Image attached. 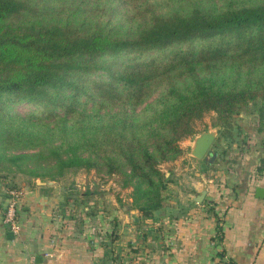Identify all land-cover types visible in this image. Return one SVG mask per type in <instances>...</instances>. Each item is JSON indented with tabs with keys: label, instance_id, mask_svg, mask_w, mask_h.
Masks as SVG:
<instances>
[{
	"label": "trees",
	"instance_id": "trees-1",
	"mask_svg": "<svg viewBox=\"0 0 264 264\" xmlns=\"http://www.w3.org/2000/svg\"><path fill=\"white\" fill-rule=\"evenodd\" d=\"M83 98L119 110L86 112ZM21 103L48 121L31 125ZM251 106L263 127L264 0H0L8 189L95 170L132 188L150 219L172 179L162 165L183 154L197 122L215 112L213 126L233 131Z\"/></svg>",
	"mask_w": 264,
	"mask_h": 264
},
{
	"label": "crops",
	"instance_id": "crops-1",
	"mask_svg": "<svg viewBox=\"0 0 264 264\" xmlns=\"http://www.w3.org/2000/svg\"><path fill=\"white\" fill-rule=\"evenodd\" d=\"M250 129L211 173L193 155L195 143L188 153L182 143L164 205L150 219L131 196L108 202L94 188L37 180L22 187L15 232L4 222L8 187L0 181V264H264V126Z\"/></svg>",
	"mask_w": 264,
	"mask_h": 264
},
{
	"label": "rangeland",
	"instance_id": "rangeland-1",
	"mask_svg": "<svg viewBox=\"0 0 264 264\" xmlns=\"http://www.w3.org/2000/svg\"><path fill=\"white\" fill-rule=\"evenodd\" d=\"M152 53H155V52H152ZM158 95H159V92H156L152 96L150 101H153ZM145 105L146 104H143L137 110L138 111L143 110ZM99 107L100 106L95 105L93 102H86L85 98H83L80 103V108L82 110H85L86 112H96L97 110H99V112L101 113H107V112H116L119 110L118 108L111 107V106H107L105 108H99ZM255 108L256 107L251 106L248 109L244 110L241 114L236 115L235 116V128L232 129L233 131H229V132H227L228 130H223L220 127L213 126L212 122L216 116L215 112H211L207 114L203 120L198 121L196 124V127L200 132L195 134L192 137L186 138L187 140L184 139V141L181 142V144L182 143L184 144L185 141H188L186 145L187 147L186 153L190 151L192 144L195 143L196 137H198L201 133L207 132V131L213 132L216 135V139L213 145L211 146L210 150L212 152L216 151L219 153L218 160H215L211 164L206 163V160L208 158V154H207L203 158V160L200 162L201 164H203L202 166L203 171H205V173H211V171L214 168L216 167L218 168L219 166H221L220 158L222 159L225 156L224 149L229 148L230 144L234 142H236L238 147H240L242 142H244L246 138L250 136L251 132L249 131V129L251 128L250 130L254 132V126H256V128L259 127L260 122H259V125H257L258 124L257 121L260 119L259 117L254 115V112H253L254 110H256ZM15 111L19 113L21 116H23L28 121V123H30L31 125L38 126V125H42L43 122L48 121V120H41L40 118L41 116H38L35 113L36 111L35 107L28 103H21V104L16 105ZM53 125L54 124L52 123V126ZM230 132H232V135H229ZM7 152L12 153L14 151L8 150ZM185 155H188V154H185ZM174 161L166 162V163H163L162 165V168L165 172L172 171V169L174 170L173 175H172L173 177L175 176V173H176L175 168L177 167L174 165L175 164ZM71 172L73 171L69 170L68 173L64 177L59 178L57 181L61 182V184L63 185L65 184V187H70L71 189H74V185L76 184L79 185L78 188L97 189L98 191H101V193H103L102 197L108 202H112L110 200H114V199L117 200V195L120 194V197L122 198V201L120 202V204H123V203L127 204V202H123L124 197L125 196L132 197V188L122 189L119 182L114 177L111 178L107 175L98 173L95 170L86 172L84 169H77L76 174L79 173L83 176L82 179H77L75 176L73 177ZM22 177L23 178L21 182H18L19 186L27 182L26 181L27 177L25 175H23ZM39 180L48 181L50 179L49 177H45L44 179L40 178ZM9 181L10 180H6L7 187L8 185L10 186L11 184V181L10 182ZM123 194H125L124 197H123Z\"/></svg>",
	"mask_w": 264,
	"mask_h": 264
},
{
	"label": "built area",
	"instance_id": "built-area-1",
	"mask_svg": "<svg viewBox=\"0 0 264 264\" xmlns=\"http://www.w3.org/2000/svg\"><path fill=\"white\" fill-rule=\"evenodd\" d=\"M22 197L21 190L8 189L7 201L4 209V222L8 224L15 232L20 231L21 226L18 221V210ZM50 253H46V256H50Z\"/></svg>",
	"mask_w": 264,
	"mask_h": 264
},
{
	"label": "water",
	"instance_id": "water-1",
	"mask_svg": "<svg viewBox=\"0 0 264 264\" xmlns=\"http://www.w3.org/2000/svg\"><path fill=\"white\" fill-rule=\"evenodd\" d=\"M216 135L213 132L207 131L201 133L198 137L195 139V146L193 150V155L196 158H204L207 154L210 156L209 163H213L215 159L217 158V152H212L210 150L211 146L215 142ZM264 188H259L257 191V195L261 196L263 195ZM200 200L203 199L204 193L199 195Z\"/></svg>",
	"mask_w": 264,
	"mask_h": 264
},
{
	"label": "flooded vegetation",
	"instance_id": "flooded-vegetation-1",
	"mask_svg": "<svg viewBox=\"0 0 264 264\" xmlns=\"http://www.w3.org/2000/svg\"><path fill=\"white\" fill-rule=\"evenodd\" d=\"M209 156V155H208Z\"/></svg>",
	"mask_w": 264,
	"mask_h": 264
}]
</instances>
